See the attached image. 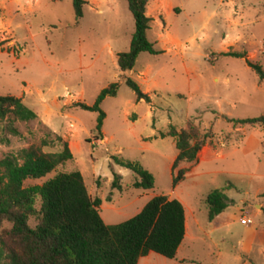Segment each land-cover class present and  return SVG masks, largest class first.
<instances>
[{
    "label": "rangeland",
    "instance_id": "rangeland-1",
    "mask_svg": "<svg viewBox=\"0 0 264 264\" xmlns=\"http://www.w3.org/2000/svg\"><path fill=\"white\" fill-rule=\"evenodd\" d=\"M85 2L77 22L73 0H0V96L23 99L38 115L15 123L19 137L0 127V162L43 140L55 142L45 153H59L60 136L74 161L25 187L80 171L92 198L103 201L109 226L133 219L155 197L178 198L201 226L181 252L187 264H264V128L231 122L264 118V81L247 65L264 68V0H150L148 40L161 54H141L126 73L117 58L130 51L136 32L128 0ZM228 53L246 58L222 56ZM127 79L151 103L139 101ZM113 84L119 89L101 106L106 119L99 134V113L78 104L94 106ZM172 127L205 141L197 161L176 169V176L186 171L177 187L175 140L161 136ZM113 158L139 163L155 188L136 189L137 176L115 165L123 181L114 190ZM215 190L230 202L224 217L210 222L206 199ZM11 228L6 223L0 234ZM139 264L178 263L154 254Z\"/></svg>",
    "mask_w": 264,
    "mask_h": 264
},
{
    "label": "trees",
    "instance_id": "trees-1",
    "mask_svg": "<svg viewBox=\"0 0 264 264\" xmlns=\"http://www.w3.org/2000/svg\"><path fill=\"white\" fill-rule=\"evenodd\" d=\"M61 2L64 0H54ZM150 0H128L133 15L136 32L128 53L119 54V69L132 71L141 54L159 55L155 45L148 40L152 19L148 16ZM85 0H73L76 20L84 18ZM2 10L0 8V15ZM223 57L245 59L242 54H222ZM261 82L264 68L247 62ZM126 84L136 94L139 101L151 103V97L132 79ZM119 84L103 90L94 106L78 104V107L99 113L97 132L102 133L106 114L101 106L107 97H116ZM38 115L29 109L23 99L0 96V127L10 136L21 135L15 123L34 122ZM238 125H261L264 118L231 120ZM192 131V130H191ZM178 131L172 127L163 138L175 140L178 156L172 166L173 185L184 181L186 171H175L182 162L197 161L205 141L198 140L194 130ZM9 143L8 138H4ZM56 142L63 145V151L47 154L43 151L55 142L43 140L40 146H31L18 154H10L0 162V230L6 223L12 228L0 234V264H139L141 259L156 254L168 260L177 258L186 237V209L179 200L168 196H158L133 219L109 226L102 216L103 201L93 199L80 171L60 173L42 186L25 187L29 180H41L60 167L74 161L68 142L60 136ZM128 169L138 181L134 187L139 190H153L155 178L139 163L113 158V165ZM112 188L122 190L123 177L113 169ZM264 197V195H263ZM230 199L222 190L212 191L206 199L209 220L213 222L223 214ZM40 204V208H38ZM36 219L33 228L30 221ZM196 264V263H194Z\"/></svg>",
    "mask_w": 264,
    "mask_h": 264
},
{
    "label": "crops",
    "instance_id": "crops-1",
    "mask_svg": "<svg viewBox=\"0 0 264 264\" xmlns=\"http://www.w3.org/2000/svg\"><path fill=\"white\" fill-rule=\"evenodd\" d=\"M149 11H150V7L148 6V16L150 18H152L153 16H151V14H150L151 12H149ZM91 196H92V194H91ZM93 199H95V198H93ZM169 199L170 200H179L180 202H182L178 198L177 199H175V198H169ZM182 204L185 207V204L183 202H182ZM185 209H186V207H185ZM187 210L188 209H186V218H187V221H186V237H185V240H184L182 246L179 249L177 258L175 260H170V261H174L175 263H178V264H187V262H188L189 259H188V257H180L181 256V252L184 249H187V248L189 249L190 245H192L194 243L195 239H196V232L198 231V229H201L200 222L196 219V217H195V219H193L194 221H192V219H190L189 216H188V211ZM224 215H225V213L221 214L219 217H224ZM152 255H154V254H151L148 257L141 259V261L144 260V259L151 258Z\"/></svg>",
    "mask_w": 264,
    "mask_h": 264
},
{
    "label": "built area",
    "instance_id": "built-area-1",
    "mask_svg": "<svg viewBox=\"0 0 264 264\" xmlns=\"http://www.w3.org/2000/svg\"><path fill=\"white\" fill-rule=\"evenodd\" d=\"M252 221L251 220H246V219H244L243 221H242V223L244 224V225H247L248 223H251Z\"/></svg>",
    "mask_w": 264,
    "mask_h": 264
}]
</instances>
